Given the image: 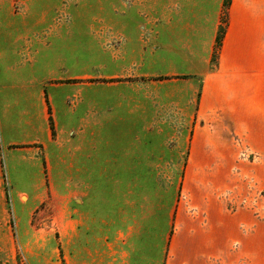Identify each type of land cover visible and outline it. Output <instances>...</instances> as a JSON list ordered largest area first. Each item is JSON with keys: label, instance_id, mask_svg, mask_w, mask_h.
<instances>
[{"label": "rangeland", "instance_id": "1", "mask_svg": "<svg viewBox=\"0 0 264 264\" xmlns=\"http://www.w3.org/2000/svg\"><path fill=\"white\" fill-rule=\"evenodd\" d=\"M230 2L0 0V264H164Z\"/></svg>", "mask_w": 264, "mask_h": 264}, {"label": "crops", "instance_id": "2", "mask_svg": "<svg viewBox=\"0 0 264 264\" xmlns=\"http://www.w3.org/2000/svg\"><path fill=\"white\" fill-rule=\"evenodd\" d=\"M199 82L164 264H264L263 215L250 212L258 194L229 187L226 166L251 154L264 163V0H231L217 63Z\"/></svg>", "mask_w": 264, "mask_h": 264}]
</instances>
